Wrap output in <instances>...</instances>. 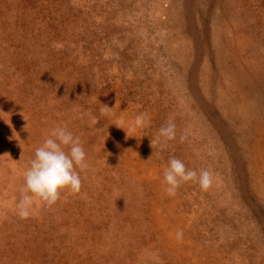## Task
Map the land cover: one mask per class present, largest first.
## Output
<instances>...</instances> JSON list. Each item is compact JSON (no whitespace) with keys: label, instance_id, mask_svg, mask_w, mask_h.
Returning <instances> with one entry per match:
<instances>
[{"label":"rangeland","instance_id":"374dc122","mask_svg":"<svg viewBox=\"0 0 264 264\" xmlns=\"http://www.w3.org/2000/svg\"><path fill=\"white\" fill-rule=\"evenodd\" d=\"M55 127L81 191L21 219ZM0 156V264H264V0H0ZM171 157L210 188L169 196Z\"/></svg>","mask_w":264,"mask_h":264},{"label":"clouds","instance_id":"9594fccd","mask_svg":"<svg viewBox=\"0 0 264 264\" xmlns=\"http://www.w3.org/2000/svg\"><path fill=\"white\" fill-rule=\"evenodd\" d=\"M103 106L101 111L104 114L113 112L115 109ZM148 123V114L141 113L129 122L127 129L124 127L123 116L119 117L113 125L125 131L128 136L129 131L144 128ZM14 135H16L15 132ZM158 135L165 140L176 139V126L171 119L159 129ZM184 139L185 137L182 136L181 141ZM152 147L154 148L153 139ZM87 167L86 152L79 137H74L64 127L53 128L43 144L35 149L30 167L24 172L25 184L17 205L19 217L28 219L33 215L34 202L51 207L57 203L63 192L79 193L82 188L80 172ZM188 181H197L200 188L207 191L212 184V175L208 170L197 173L195 170L188 169L180 159L171 157L168 167L164 170L166 193L169 196L176 195L181 183ZM182 236V232L176 233L177 240H181Z\"/></svg>","mask_w":264,"mask_h":264}]
</instances>
